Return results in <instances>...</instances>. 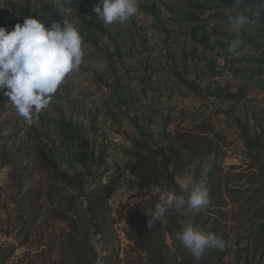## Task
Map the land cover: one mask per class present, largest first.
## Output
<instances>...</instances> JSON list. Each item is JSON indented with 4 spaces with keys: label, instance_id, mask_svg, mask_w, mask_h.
<instances>
[{
    "label": "trees",
    "instance_id": "16d2710c",
    "mask_svg": "<svg viewBox=\"0 0 264 264\" xmlns=\"http://www.w3.org/2000/svg\"><path fill=\"white\" fill-rule=\"evenodd\" d=\"M27 17H34L40 12L29 13L28 3L25 0ZM220 7L233 8L236 0H217ZM249 7L245 12L248 20L264 18L263 0H244ZM139 10L153 16L155 22L160 23L164 31H170L163 26V6L155 0H139ZM170 11H175L166 5ZM56 4H48L41 11L47 13V25L53 20L63 22L65 15L60 13ZM240 15L238 13H221L216 16L223 20ZM82 26L79 32L83 44L97 46L105 56L109 68H114L115 58H121L122 45L119 34L112 35L98 15L91 10L80 17ZM23 24V23H20ZM198 39V43L205 51L229 48L232 40L240 39L242 47L248 46L264 51V35L241 38L228 32L219 33L216 40H212L211 33L205 30ZM107 36L113 43L112 48L100 45V35ZM219 38H224L219 39ZM185 51V49L183 50ZM192 53H184V70L175 68L176 58L170 52L174 67L173 76L195 96L202 99H213L216 102L227 104V108L215 107L214 115H226L239 131L243 141L246 162L243 165L224 167L227 152L233 145L230 134L226 129L219 127L213 117L196 113H182L173 129H169L172 120L166 119L161 133L162 143L147 131L136 116L131 121L137 130V136L122 131L121 137L128 143L125 152L128 155L126 171L136 180L145 182L147 176H152L157 187L165 193H175L177 197L183 193L178 184V178L188 169L193 168L192 184L204 186L209 191L210 203L198 213H188L186 208L170 209L162 223L157 221L149 228L151 213L155 205L160 202L161 195L153 194L134 203L120 202L116 209L119 217L126 223L125 235L132 243L133 257L125 264H227L229 253L228 236L221 233V217L233 213L236 220L244 219L252 229L249 235L250 247L258 254L260 264H264V121L257 118L251 123L250 117L238 115L244 107L241 102L246 97L244 88L233 90L229 82L217 81L214 85L204 84L201 80H190L185 73L189 70L186 63ZM226 51L222 56L226 62L219 61L220 56L205 57L206 69L209 76L218 78L224 72H229L242 80H257V87L264 90V57H234ZM241 62L240 65L234 64ZM244 62V63H243ZM251 62L252 64H247ZM232 63V64H230ZM227 64V65H226ZM7 96L0 91V112L5 107ZM41 123L27 124L28 159L23 160L18 172L9 175L12 180L11 199L14 216L8 217L7 207L0 208V226L8 225L14 231H8L13 236L14 243L0 252V264H7L18 247L35 242L38 252L31 255L26 264H121L118 252L112 247L114 238L113 209L110 197L114 190L113 184L107 180L111 170L109 163V143L98 141L93 137L80 135L73 142L77 153V162L80 170L70 172L60 163L58 153V137H65V130L56 125L52 131L46 121L40 117ZM255 128L256 131H252ZM105 139V138H104ZM107 140V139H105ZM14 153L3 151L0 161V171L13 161ZM245 167V168H244ZM36 173L40 176L34 179ZM31 178L30 181L27 180ZM191 188V186H190ZM190 191V189H189ZM1 193V192H0ZM1 200V195H0ZM231 206V207H230ZM230 208V209H229ZM3 213L7 214L6 218ZM191 222L203 232H213L222 241L219 248L206 249L202 257L197 260L175 239V234L181 230L184 223ZM246 223V224H247ZM64 224L65 227L62 225ZM99 236L102 243V255L95 247L93 240ZM170 240V243H168ZM223 246V247H222ZM243 251V250H242ZM239 255L238 261L241 262ZM115 259V261H113ZM246 264L251 261L246 260Z\"/></svg>",
    "mask_w": 264,
    "mask_h": 264
},
{
    "label": "rangeland",
    "instance_id": "374dc122",
    "mask_svg": "<svg viewBox=\"0 0 264 264\" xmlns=\"http://www.w3.org/2000/svg\"><path fill=\"white\" fill-rule=\"evenodd\" d=\"M155 1L163 6L162 23L170 34L167 30H163L160 23L155 22L153 16L142 13L139 8L136 15L125 24L106 25L110 34L120 35L119 42L122 45L123 56L115 58L114 68L108 67L99 47L83 44L84 57L80 69L69 73L51 97L49 105L33 116L34 124H40V117H42L52 131L56 130L57 124L66 129L65 137L68 141H63L64 137L61 135L58 137L57 155L62 167L70 172L80 170L77 153L73 146V142L79 135L81 137L95 135L98 141L109 143V149H111L109 163L115 167V174H118L117 177L112 176L113 168L109 171L106 180L114 187L110 197L115 219L111 246L118 252L121 264H125L126 260L132 258L134 254L131 249L132 243L125 235L126 223L116 212L120 202L134 203L153 194L164 195V192L153 181L152 176H147L145 182H140L126 171L129 160L125 148L128 143L120 133L125 131L137 136V130L131 117L136 116L159 143H162L161 133L164 122L168 118L173 122L169 129H173L176 121L182 117L184 112L213 117L214 122L219 127H224L226 133L231 135L230 139H234L233 145L227 152L224 167L243 165L246 162L243 141L234 123L224 114L214 115L215 107L227 108V104L195 96L192 91L180 83L173 76L174 62L169 53L171 52L176 58L175 68L183 71L184 53L191 54L196 47V51L186 62L189 65L186 76L190 80L199 79L204 84L211 85L217 81L223 84L229 82L234 91L240 87L244 88L247 95L241 102L244 108H240L238 115L243 118L249 116L251 123H255L257 118H262L264 121V113L261 111V107L264 106V90L257 87V80L245 81L229 72H224L216 79L209 76L204 58L219 55V61L223 64L226 61L222 56L229 51V48L205 51L198 43L204 31L199 28L200 26H204L208 32L216 33L215 36H211L212 40H216L221 32H228L241 38L252 37L260 33L264 35V18L248 20V23L237 33L233 31L229 18L223 20L216 16V13L220 11L224 14L244 15L245 12H249V7L244 0H236L233 8L224 9L220 7L217 0ZM58 2L57 0H30L29 13L39 11L40 13L34 18L40 19L48 27V14L41 10L48 4H58ZM98 3L99 0H64L61 7L65 9L66 20L73 23L79 30L82 26L80 17L88 10L93 11ZM166 5L175 11H170ZM26 6L25 0H0V27L11 31L17 23H23L27 18ZM99 35L100 45L103 48L108 46L112 48L111 40L100 33ZM219 39L225 41L224 38ZM238 56L264 57V51L248 46L245 50L238 52V55H230L229 58ZM246 63L252 64L251 62ZM234 64L240 65L241 62ZM27 124L28 122L17 114L14 105L7 97L5 107L0 112V161L4 150L14 153V158L10 165L0 171V208L7 207L9 213L12 212L13 207L10 187L12 180L9 175L11 172H18L22 163H26L23 160L29 157L26 143L28 141L27 132H29ZM252 131L256 129L252 128ZM193 170V168L186 170L178 179L189 181L191 186ZM39 176L40 174L36 173L34 179H38ZM30 180L31 178L27 182ZM11 214L8 217L14 216V212ZM6 215L3 213L4 218L7 217ZM218 215L222 221L221 233L228 236L227 264H246L247 259L251 261V264H260L258 254L249 245V235L252 230L250 225L244 219L234 222L236 217L233 213L226 214L224 217H221L220 213ZM62 225L65 227L64 224ZM8 231L13 232L14 227H8L7 224L0 226V252L6 250L9 243L15 242L13 236L6 234ZM93 243L102 255V243L99 241V236L95 237ZM37 252V244L32 241L25 246L18 247L7 264H26L27 259ZM239 255L242 256L241 262L238 261Z\"/></svg>",
    "mask_w": 264,
    "mask_h": 264
},
{
    "label": "clouds",
    "instance_id": "9594fccd",
    "mask_svg": "<svg viewBox=\"0 0 264 264\" xmlns=\"http://www.w3.org/2000/svg\"><path fill=\"white\" fill-rule=\"evenodd\" d=\"M138 0H99L93 11L105 25L125 24L138 12ZM60 13L65 14L61 7ZM234 32H240L248 18L237 15L229 18ZM240 39H234L229 52L238 55ZM83 38L68 20H53L46 27L38 18L27 17L9 31L0 27V91L14 105L19 116L29 124L33 116L45 109L51 97L69 73L78 71L83 62ZM177 184L187 198L175 193H165L150 217L148 227L157 221L164 223L166 213L173 208H186L188 213H198L210 203L209 191L199 184L178 179ZM190 189V191H189ZM175 239L199 260L206 249L219 248L221 239L213 232H203L191 222L184 223Z\"/></svg>",
    "mask_w": 264,
    "mask_h": 264
},
{
    "label": "built area",
    "instance_id": "2783aa9c",
    "mask_svg": "<svg viewBox=\"0 0 264 264\" xmlns=\"http://www.w3.org/2000/svg\"><path fill=\"white\" fill-rule=\"evenodd\" d=\"M261 111L264 113V106H262L261 107ZM109 151L111 152V149H109ZM112 154V153H111ZM114 168V169H113ZM113 169V170H112ZM111 174H112V176L113 177H117L118 176V174H115V167H113L112 165H111Z\"/></svg>",
    "mask_w": 264,
    "mask_h": 264
},
{
    "label": "crops",
    "instance_id": "0c3cea01",
    "mask_svg": "<svg viewBox=\"0 0 264 264\" xmlns=\"http://www.w3.org/2000/svg\"><path fill=\"white\" fill-rule=\"evenodd\" d=\"M57 1H59V2H58V4H56V5L59 6V7L61 8V5H62V3H63L64 0H57ZM54 4H55V3H54ZM64 15H65V14H64Z\"/></svg>",
    "mask_w": 264,
    "mask_h": 264
}]
</instances>
